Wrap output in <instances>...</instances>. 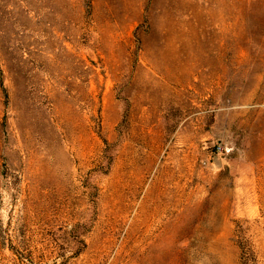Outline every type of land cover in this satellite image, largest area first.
<instances>
[{
    "label": "rangeland",
    "instance_id": "rangeland-1",
    "mask_svg": "<svg viewBox=\"0 0 264 264\" xmlns=\"http://www.w3.org/2000/svg\"><path fill=\"white\" fill-rule=\"evenodd\" d=\"M0 264H264V0H0Z\"/></svg>",
    "mask_w": 264,
    "mask_h": 264
}]
</instances>
